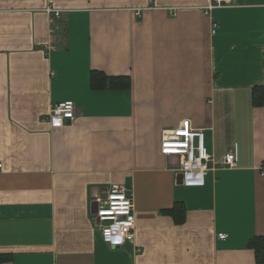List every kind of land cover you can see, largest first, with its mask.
I'll list each match as a JSON object with an SVG mask.
<instances>
[{"label": "crops", "instance_id": "crops-1", "mask_svg": "<svg viewBox=\"0 0 264 264\" xmlns=\"http://www.w3.org/2000/svg\"><path fill=\"white\" fill-rule=\"evenodd\" d=\"M211 4L0 0V264H257L247 245L264 236V105L252 103L264 0L205 14ZM48 8L60 14L52 34ZM92 71L117 86L92 89ZM64 101L76 118L53 128L44 118ZM199 131L210 171L186 186L163 143ZM118 185L134 238L110 247L94 218Z\"/></svg>", "mask_w": 264, "mask_h": 264}, {"label": "built area", "instance_id": "built-area-1", "mask_svg": "<svg viewBox=\"0 0 264 264\" xmlns=\"http://www.w3.org/2000/svg\"><path fill=\"white\" fill-rule=\"evenodd\" d=\"M229 0H212V4L206 8L205 14H208L214 7H221ZM49 15L54 18L49 19V32H54L55 19L60 14L57 10L46 9ZM218 26L213 24L212 33L217 32ZM46 50L49 53L54 47L47 45ZM76 118V107L72 101H64L52 105L45 121L56 129L67 128ZM164 149L167 153L176 155L180 158V172L183 174L181 181L186 186H203L204 181L209 174V163L212 160L211 155L204 147V134L199 131L195 134H188L184 139L167 136L164 139ZM222 164L225 166H234V155L226 154ZM2 163L0 161V170ZM133 202L128 190L124 186H113L107 190L105 198L97 203L94 220L100 224L101 238L104 243L110 247H119L127 242L133 241L135 230V216L133 213ZM218 240H226L228 234L221 232L217 234Z\"/></svg>", "mask_w": 264, "mask_h": 264}, {"label": "trees", "instance_id": "trees-1", "mask_svg": "<svg viewBox=\"0 0 264 264\" xmlns=\"http://www.w3.org/2000/svg\"><path fill=\"white\" fill-rule=\"evenodd\" d=\"M118 78H107L101 72L92 71L90 73V84L92 89L105 88L107 85L115 87ZM252 103L255 107L264 105V87L254 88L252 90ZM174 218L176 224H182L185 220V208L179 203H175L173 208L168 212ZM248 248L254 252L257 264H264V236L254 237L248 241ZM0 256V263L4 261Z\"/></svg>", "mask_w": 264, "mask_h": 264}, {"label": "water", "instance_id": "water-1", "mask_svg": "<svg viewBox=\"0 0 264 264\" xmlns=\"http://www.w3.org/2000/svg\"><path fill=\"white\" fill-rule=\"evenodd\" d=\"M176 180L182 181L183 180V174L182 173H177L176 174ZM118 247V246H117Z\"/></svg>", "mask_w": 264, "mask_h": 264}]
</instances>
